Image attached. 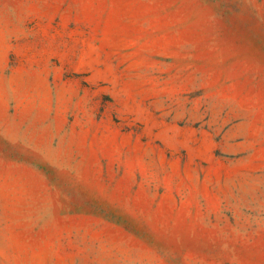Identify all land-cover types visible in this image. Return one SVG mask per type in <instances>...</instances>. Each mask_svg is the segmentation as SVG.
Instances as JSON below:
<instances>
[{
	"label": "rangeland",
	"instance_id": "rangeland-1",
	"mask_svg": "<svg viewBox=\"0 0 264 264\" xmlns=\"http://www.w3.org/2000/svg\"><path fill=\"white\" fill-rule=\"evenodd\" d=\"M0 264H264V0H0Z\"/></svg>",
	"mask_w": 264,
	"mask_h": 264
}]
</instances>
